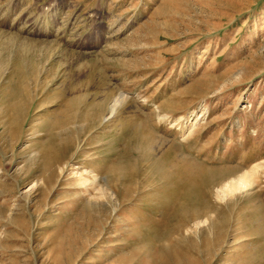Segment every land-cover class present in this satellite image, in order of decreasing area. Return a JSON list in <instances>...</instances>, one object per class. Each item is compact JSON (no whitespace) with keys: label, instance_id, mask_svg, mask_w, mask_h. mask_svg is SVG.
Wrapping results in <instances>:
<instances>
[{"label":"rangeland","instance_id":"rangeland-1","mask_svg":"<svg viewBox=\"0 0 264 264\" xmlns=\"http://www.w3.org/2000/svg\"><path fill=\"white\" fill-rule=\"evenodd\" d=\"M0 264H264V0H0Z\"/></svg>","mask_w":264,"mask_h":264},{"label":"bare ground","instance_id":"bare-ground-1","mask_svg":"<svg viewBox=\"0 0 264 264\" xmlns=\"http://www.w3.org/2000/svg\"><path fill=\"white\" fill-rule=\"evenodd\" d=\"M21 90V89H20ZM26 93V92H25ZM121 98V97H120ZM116 102H119V100L117 99V100H115L113 103L115 104ZM118 104V103H117ZM115 106L116 105H112L111 106V111L113 110V109H115ZM63 147H65V146H63ZM58 153H59V151H58ZM60 155V154H59ZM56 158V157H55ZM257 167V166H256ZM251 172V171H250ZM250 172H242V174H240V175H238V176H236V178L234 177V179H232L231 181H229V182H227L226 184H220V185H222V186H220V188L218 189L219 191V193H218V195H220L221 197L220 198H223L224 199V197L225 196H227L228 195V197L229 196H231V194L234 192V191H237V190H239V192L240 191H242L243 189H246L248 186H251V184H252V182H251V180H250ZM230 175V174H229ZM228 175V176H229ZM225 177V176H224ZM222 178V177H221ZM233 178V177H232ZM85 180V179H84ZM228 181V180H227ZM224 182V181H223ZM222 183V182H221ZM200 184H202V182L200 183ZM199 184V185H200ZM194 193V192H193ZM192 193V190L190 189L189 191H188V195H190V198H192L193 199V201L194 200H196V196L194 195ZM193 197H195V198H193ZM185 202V201H184ZM262 211V210H261ZM195 212V211H194ZM198 214V213H197ZM182 263V262H181Z\"/></svg>","mask_w":264,"mask_h":264}]
</instances>
